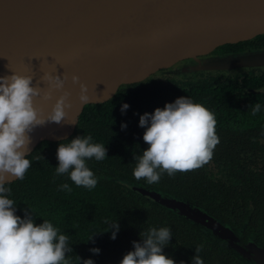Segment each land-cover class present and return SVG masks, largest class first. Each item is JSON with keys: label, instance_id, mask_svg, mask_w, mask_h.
Returning <instances> with one entry per match:
<instances>
[{"label": "water", "instance_id": "water-1", "mask_svg": "<svg viewBox=\"0 0 264 264\" xmlns=\"http://www.w3.org/2000/svg\"><path fill=\"white\" fill-rule=\"evenodd\" d=\"M261 35L264 0H0V77H32L31 86L40 87L34 107L44 117L68 93L65 122L76 124L48 123L29 133L26 158L32 166L25 178L48 149L85 136L93 118L162 69L185 60L195 62L191 71L264 67L262 50L209 56L219 47ZM45 75L63 78V89L43 83ZM72 76L79 83L73 84ZM80 83L88 88L89 104L79 102ZM251 91L264 93L263 88ZM122 186L204 227L254 264H264V251L242 244L200 206L145 185Z\"/></svg>", "mask_w": 264, "mask_h": 264}, {"label": "clouds", "instance_id": "clouds-1", "mask_svg": "<svg viewBox=\"0 0 264 264\" xmlns=\"http://www.w3.org/2000/svg\"><path fill=\"white\" fill-rule=\"evenodd\" d=\"M71 79L73 84L79 83L77 76ZM45 81L57 91L64 87V79L60 76L45 75L42 82ZM31 85L32 77L15 73L0 77V264H70L67 258V254L72 252L68 245L69 236L61 234L49 220L36 225L30 209L21 219L15 215L16 203L8 198L11 188L6 184L12 180H23L32 166V161L26 158L31 144L29 133L48 123L76 125L74 121L65 122V109L71 107L66 102L68 93L60 95L44 117L34 107V99L40 96V87ZM87 93V86L80 83L78 99L81 105L89 104ZM49 98L47 95L44 97ZM128 107L127 104L122 105L121 112ZM249 107L252 116L261 111L259 103ZM216 126L215 114L188 97L177 98L173 103L165 104L163 109L157 108L152 114L140 116L139 127L145 129L142 140L148 147L140 155L133 156L134 179L145 180L151 185L158 183L164 174L173 177L208 164L220 143ZM121 128H126V125L122 124ZM92 141L91 135H83L70 142L59 143L55 175H66L77 187L94 189L98 179L87 161H103L107 157V149L104 144ZM58 190L72 191L67 183L60 185ZM105 224L108 227L104 232L111 229L110 238L114 240L119 231L117 221H105ZM139 235L142 242H133L134 250L125 254L120 264H175L173 259L163 254V248L172 238L171 228L151 227ZM91 251L99 254V249ZM201 251L202 246L195 248L191 264H204L199 255ZM82 264L94 262L88 259Z\"/></svg>", "mask_w": 264, "mask_h": 264}, {"label": "flooded vegetation", "instance_id": "flooded-vegetation-1", "mask_svg": "<svg viewBox=\"0 0 264 264\" xmlns=\"http://www.w3.org/2000/svg\"><path fill=\"white\" fill-rule=\"evenodd\" d=\"M254 39L249 42L254 43ZM219 48L213 50L209 56L224 57L226 54L264 51V45L256 42L254 45L243 46L241 50H221ZM194 67H196L194 61L185 60L178 66L160 70L151 78L169 85L172 82L184 83L220 77L223 81L239 82V86L245 92H252L251 89H264L262 85L253 87V84H259L253 80L264 73V67L225 71L189 70ZM243 81L250 82L252 85H244ZM227 98L235 102L233 109H217V111L224 115L226 122L232 117L237 118L241 125L238 127L216 126L220 143L214 150L212 160L199 169L177 173L173 177L164 174L158 183L149 185L145 180L136 181L133 175L129 176L120 169H108L92 163L93 166L88 165L97 178L106 179L113 185L135 195L140 204L138 209L146 213L144 224L147 227L171 228L172 238L163 248V254L173 259L175 264H191L197 246H202L199 255L204 260V264L254 263L241 252L230 248L204 227L171 209L153 205L151 201L122 186V183L145 185L164 195L182 197L205 209L221 224L228 227L242 244H251L264 251V97ZM254 103L261 105V111L252 116L249 106ZM56 150L54 149L52 153L56 154ZM159 221H162L161 225ZM145 230L147 231L148 228ZM133 242L141 243L142 241L137 238ZM95 249H99L96 257L91 254H82L78 261L69 259L70 264H82L88 259H91L94 264H103L104 255L101 252V246ZM133 250L131 247V251ZM81 251L84 252L85 248ZM117 258L108 264H120Z\"/></svg>", "mask_w": 264, "mask_h": 264}, {"label": "trees", "instance_id": "trees-1", "mask_svg": "<svg viewBox=\"0 0 264 264\" xmlns=\"http://www.w3.org/2000/svg\"><path fill=\"white\" fill-rule=\"evenodd\" d=\"M254 40L264 45V35ZM254 43L241 42L224 45L219 49L241 50L243 46ZM253 81L259 83L253 84V87L258 85L264 87V73ZM243 84L252 85L245 81ZM180 97H188L212 111L219 121L217 125L238 127L241 122H238L237 118L231 117L230 121L226 122L224 115L217 109H233L235 102L227 97H264V94L245 92L239 86V82L223 81L220 77L184 83L172 82L169 85L158 80L154 81L150 77L129 94H125L117 102V106L110 107L109 111L90 121L85 136L91 135L92 142L104 144L107 157L103 161L91 159L87 162L108 169H120L129 176L132 175L135 167L133 156L140 155L148 147L142 140L145 129L139 127L140 116L145 113L152 114L157 108L163 109L165 104L173 103ZM124 104L129 107L122 113L121 107ZM122 124L126 125V128L122 129ZM72 139L74 138H69L65 142H70ZM57 147L53 146L45 152L30 177L20 180L11 187L8 198L16 203L15 215L23 219L25 212L30 209L36 225L46 219L52 222L61 234H67L68 245L72 248V252L67 254L70 260L78 261L82 254L96 257L97 254H93L91 249L100 245L104 255L103 264H108L117 257V260L121 261L123 256L131 251L133 241L140 238L139 233L145 232V228H150L144 224L146 213L138 209L140 204L133 193L126 192L106 179L97 178V186L88 190L74 185L66 175L56 176L55 167L58 166V161L52 151ZM64 183L69 184L71 192L58 190ZM151 203L155 204L152 201ZM105 221H117L119 225L114 240L110 238L111 229L104 232L108 227ZM159 223L161 225L162 221ZM92 235V240L88 241ZM83 248H85L84 252L81 251Z\"/></svg>", "mask_w": 264, "mask_h": 264}]
</instances>
